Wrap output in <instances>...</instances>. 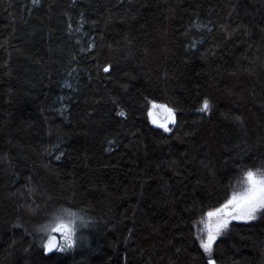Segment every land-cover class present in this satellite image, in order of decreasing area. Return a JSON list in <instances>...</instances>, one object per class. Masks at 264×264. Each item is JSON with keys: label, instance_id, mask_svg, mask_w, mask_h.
<instances>
[{"label": "trees", "instance_id": "trees-1", "mask_svg": "<svg viewBox=\"0 0 264 264\" xmlns=\"http://www.w3.org/2000/svg\"><path fill=\"white\" fill-rule=\"evenodd\" d=\"M257 169L264 0H0V264H264V209L197 236Z\"/></svg>", "mask_w": 264, "mask_h": 264}, {"label": "snow or ice", "instance_id": "snow-or-ice-1", "mask_svg": "<svg viewBox=\"0 0 264 264\" xmlns=\"http://www.w3.org/2000/svg\"><path fill=\"white\" fill-rule=\"evenodd\" d=\"M108 69L106 68L105 71ZM209 107L207 101L204 102L201 111H206ZM153 109L161 108L165 114L163 123L157 118L154 111L149 112L154 124H159L160 127L168 131V122H174L172 110L163 105H152ZM123 115V113H121ZM243 187L234 191L230 198L221 207L207 212L206 219L201 223L204 227L202 232H206V239H201L200 243L205 252L211 253L212 246L221 230L227 228L230 220H253L255 214L264 209V172L257 169L255 172L249 170L245 173V179L242 182ZM47 230V229H45ZM51 232L62 233V238L67 246L72 244V228L70 224L64 223L62 220L54 226H50ZM57 238L54 235H49L47 247L49 250L57 246ZM213 264V262H209Z\"/></svg>", "mask_w": 264, "mask_h": 264}, {"label": "rangeland", "instance_id": "rangeland-1", "mask_svg": "<svg viewBox=\"0 0 264 264\" xmlns=\"http://www.w3.org/2000/svg\"><path fill=\"white\" fill-rule=\"evenodd\" d=\"M158 114H160V113H158ZM159 119L165 120V114L163 112L160 114ZM242 187H243V184L241 187L237 188L235 191L240 190ZM55 219L56 220L53 221L52 223L48 222V224L45 227L41 228V233H42V235H41V240H42L41 243L42 244L41 245L43 248L47 244L49 235H54L57 238L56 252L61 253L62 251H67L69 249H72L75 246V244L77 243L78 231H80V229L82 230V228L84 226V222L82 219L78 218L75 214H71V213H68L66 211L65 212L64 211L59 212V215H57L55 217ZM204 219H206V214L202 217V219L200 220V223L197 226V236H198L200 241H201V239H206V232L201 231V229L204 227V225L201 223V221ZM60 220H62L66 224H70V227L72 228V244L70 247L67 246L65 241L63 240V238H62L63 234L62 233H55V232H51V230H50V226H54ZM243 221H246V220H243ZM45 229H47V230H45Z\"/></svg>", "mask_w": 264, "mask_h": 264}, {"label": "water", "instance_id": "water-1", "mask_svg": "<svg viewBox=\"0 0 264 264\" xmlns=\"http://www.w3.org/2000/svg\"><path fill=\"white\" fill-rule=\"evenodd\" d=\"M153 105V104H152ZM152 105H151V107L149 108V112L150 111H154L155 113L157 112V113H160L161 112V108H156V109H153L152 108ZM156 105H163V106H166V105H164V104H162V103H156ZM167 107V106H166ZM168 109H171V108H169V107H167ZM156 113V114H157ZM172 114H173V117H174V120H175V115H174V112L172 111ZM157 118H158V115H157ZM149 120H150V122H151V124L154 126V127H160L159 126V124H154L153 122H152V117L151 116H149ZM161 123H163L164 121H160ZM170 123H173L172 121H170V122H168V125L170 124ZM167 125V126H168ZM54 250V248H52L51 250H49L48 249V247H47V244L44 246V249H43V253L45 254V255H48V254H50L52 251ZM213 262V264H215L214 263V261H213V259H208V263L209 262Z\"/></svg>", "mask_w": 264, "mask_h": 264}]
</instances>
